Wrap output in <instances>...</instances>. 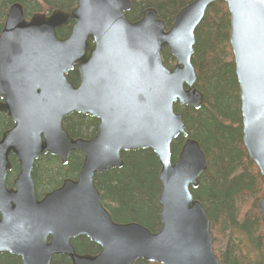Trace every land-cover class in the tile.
<instances>
[{
	"label": "water",
	"instance_id": "1",
	"mask_svg": "<svg viewBox=\"0 0 264 264\" xmlns=\"http://www.w3.org/2000/svg\"><path fill=\"white\" fill-rule=\"evenodd\" d=\"M66 13L34 14L14 4L0 34V115L14 127L0 140V257L22 264H220L211 222L192 194L208 161L189 137L175 105L202 108L192 64L196 31L207 11L224 3L230 14V44L240 87L244 147L264 179V0H195L167 31L151 8L130 22L131 0H77ZM73 23L70 35L58 30ZM167 48L176 63L162 61ZM75 68L80 84L67 75ZM78 114L99 121L91 139H73L64 120ZM185 139L178 160L172 146ZM149 150L161 165L157 233L137 224H118L104 207L95 177L124 166L123 154ZM73 153L83 157L76 180L42 200L33 180L35 162L52 155L65 166ZM20 174L14 188L6 177L9 157ZM264 219V195L259 203ZM86 238L100 253L80 255L72 242Z\"/></svg>",
	"mask_w": 264,
	"mask_h": 264
},
{
	"label": "trees",
	"instance_id": "2",
	"mask_svg": "<svg viewBox=\"0 0 264 264\" xmlns=\"http://www.w3.org/2000/svg\"><path fill=\"white\" fill-rule=\"evenodd\" d=\"M130 21H138L145 10L155 9L159 18L170 28L179 12L195 0H131ZM14 4L24 7L26 17L47 14L55 10L71 12L77 0H0V34L9 9ZM230 14L227 6L217 3L206 13L196 31L192 64L197 73V88L205 96L201 109L175 106L184 118L190 138L204 151L208 170L200 186L192 190L211 222L214 251L220 264H264V220L259 203L264 194V180L244 147L240 87L230 45ZM69 29L59 31L66 37ZM165 66L172 68L175 60L168 49L162 52ZM68 79L77 85L78 71ZM65 128L74 139H91L98 130V121L74 115L65 120ZM12 122L0 116V133L10 130ZM185 139L179 137L172 146L173 160ZM14 164L11 179L18 173ZM124 166L96 175L104 207L118 224L137 223L153 233L161 228L159 197L161 165L149 150L123 154ZM83 165V157L73 153L67 165L50 155L42 156L35 164L34 181L40 198L60 186L65 179L75 178ZM80 255L99 254L100 248L86 238L72 242ZM0 264H22L15 256L0 257ZM51 264H72L66 257H55ZM136 264H153L143 260Z\"/></svg>",
	"mask_w": 264,
	"mask_h": 264
},
{
	"label": "flooded vegetation",
	"instance_id": "3",
	"mask_svg": "<svg viewBox=\"0 0 264 264\" xmlns=\"http://www.w3.org/2000/svg\"><path fill=\"white\" fill-rule=\"evenodd\" d=\"M95 120V119H94ZM51 156V155H50ZM51 157H54V158H57V157H55V156H51ZM70 158V157H69ZM14 159H15V157H14ZM58 159V158H57ZM16 160V159H15ZM59 161H60V159H58ZM17 161V160H16ZM68 161H69V159H68ZM61 162V161H60ZM14 163H15V161H14ZM62 164V163H61ZM78 176V175H77ZM77 176L75 177V178H72V180H76L77 179ZM65 180H67V179H65ZM65 180H63V182L65 181ZM63 182H62V184H63ZM62 184L60 185V186H58L57 188H55L54 190H56V189H59L61 186H62ZM54 190H52V191H54ZM52 191H50V192H52ZM50 192H47V193H50ZM46 193V194H47ZM46 194H44L42 197H40V199H42Z\"/></svg>",
	"mask_w": 264,
	"mask_h": 264
},
{
	"label": "rangeland",
	"instance_id": "4",
	"mask_svg": "<svg viewBox=\"0 0 264 264\" xmlns=\"http://www.w3.org/2000/svg\"><path fill=\"white\" fill-rule=\"evenodd\" d=\"M233 54V53H232Z\"/></svg>",
	"mask_w": 264,
	"mask_h": 264
}]
</instances>
